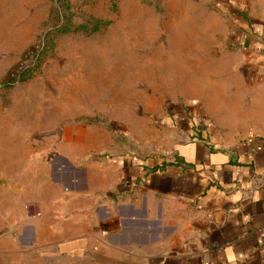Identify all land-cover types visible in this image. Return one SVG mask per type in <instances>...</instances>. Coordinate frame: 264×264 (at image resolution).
<instances>
[{
    "label": "crops",
    "instance_id": "0c3cea01",
    "mask_svg": "<svg viewBox=\"0 0 264 264\" xmlns=\"http://www.w3.org/2000/svg\"><path fill=\"white\" fill-rule=\"evenodd\" d=\"M116 1L1 120L0 264H264V0Z\"/></svg>",
    "mask_w": 264,
    "mask_h": 264
},
{
    "label": "rangeland",
    "instance_id": "374dc122",
    "mask_svg": "<svg viewBox=\"0 0 264 264\" xmlns=\"http://www.w3.org/2000/svg\"><path fill=\"white\" fill-rule=\"evenodd\" d=\"M116 0H51L52 17L48 18V2L20 0V3L0 2V123L4 118L17 120L28 115L29 92L36 83L49 81L48 76L59 67L62 33H89L108 26V16L119 11ZM21 5V6H20ZM28 7H25V6ZM116 7V8H115ZM19 38V39H17ZM26 46V47H24ZM34 52L35 56L28 55ZM33 70H30L32 69ZM23 73V77L19 76ZM18 122V120H17ZM58 132V131H56ZM59 133V132H58ZM0 130V138L3 140ZM33 134L21 138L25 150L42 151L48 139L56 146L59 137ZM57 154V156H55ZM54 159L59 158L54 152ZM0 172V184L4 182ZM2 237V233L0 234ZM26 260L44 264L38 253ZM30 256V257H29ZM29 264V263H27ZM34 264V263H31ZM60 264V263H58Z\"/></svg>",
    "mask_w": 264,
    "mask_h": 264
},
{
    "label": "water",
    "instance_id": "95a60500",
    "mask_svg": "<svg viewBox=\"0 0 264 264\" xmlns=\"http://www.w3.org/2000/svg\"><path fill=\"white\" fill-rule=\"evenodd\" d=\"M100 259L107 264H136L134 262H127V261L114 259V258H108V257H100Z\"/></svg>",
    "mask_w": 264,
    "mask_h": 264
},
{
    "label": "trees",
    "instance_id": "16d2710c",
    "mask_svg": "<svg viewBox=\"0 0 264 264\" xmlns=\"http://www.w3.org/2000/svg\"><path fill=\"white\" fill-rule=\"evenodd\" d=\"M28 53H29L28 55H30V56H35V54H36V53L34 54V52H32V51H30V52H28ZM30 70H33V68L30 69ZM20 77L24 78V77H23V73L19 76V78H20Z\"/></svg>",
    "mask_w": 264,
    "mask_h": 264
}]
</instances>
